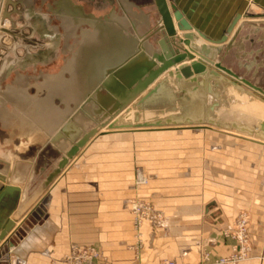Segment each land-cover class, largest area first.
Masks as SVG:
<instances>
[{
    "label": "water",
    "instance_id": "95a60500",
    "mask_svg": "<svg viewBox=\"0 0 264 264\" xmlns=\"http://www.w3.org/2000/svg\"><path fill=\"white\" fill-rule=\"evenodd\" d=\"M24 1L6 5L16 11ZM151 3L155 19L137 1L109 0L106 14L84 16L95 29L81 35L51 81L35 85V94L9 85L12 99L0 92L2 126L24 152L35 148L25 162L35 169L39 156H50L34 187L32 177L21 189L0 171V200L15 193V203L23 194L1 223L0 256L46 218L48 187L97 135L215 128L264 144V14L237 13L212 39L171 0Z\"/></svg>",
    "mask_w": 264,
    "mask_h": 264
},
{
    "label": "crops",
    "instance_id": "0c3cea01",
    "mask_svg": "<svg viewBox=\"0 0 264 264\" xmlns=\"http://www.w3.org/2000/svg\"><path fill=\"white\" fill-rule=\"evenodd\" d=\"M245 1L171 2L194 29L217 39L237 13L260 15L244 12ZM144 3L149 5L150 1ZM152 8L150 4L144 10ZM51 40L55 46L57 40ZM40 58L38 61L44 60ZM22 83L28 84H19ZM178 131H113L92 138L48 187L47 217L34 224L16 247H9L5 262L61 264L72 243H92L106 254L108 264H129L132 256L127 244L132 230L128 206L129 200L137 196L151 201L166 217L159 225H142L145 243L140 264H153L161 258L199 264L201 257L195 245L198 238H215L213 256L226 253L228 242L220 237V230L229 226L243 208L250 212L253 250L248 259L238 264H264V144L230 131L208 128V139L202 148L196 141L195 145L190 142L183 147L165 146L168 151H162L159 145L153 158L150 154L139 156L133 150L137 147L133 145L136 137L151 132L166 136ZM18 144L7 153L0 152V160L7 163H0L4 165L0 171L6 174L7 181L23 189L25 183L13 179L12 172L20 157L17 154L24 152ZM139 159L149 181L135 188L134 168L139 167ZM3 185L0 181V189ZM246 187L253 194L246 193ZM13 194L0 200V226L22 200L23 194L19 192L13 203Z\"/></svg>",
    "mask_w": 264,
    "mask_h": 264
},
{
    "label": "rangeland",
    "instance_id": "374dc122",
    "mask_svg": "<svg viewBox=\"0 0 264 264\" xmlns=\"http://www.w3.org/2000/svg\"><path fill=\"white\" fill-rule=\"evenodd\" d=\"M33 1H34L33 6L37 7L40 4L39 2L41 0H33ZM135 1L142 3L144 5L143 6L144 8H148L150 4L152 6L151 0H149L150 1L149 5L145 4L144 0H135ZM263 3H264V0H246L245 5L242 8V10L249 15L252 14L253 12H259V14L262 15L264 14V8L262 6L264 5ZM22 7L23 6L21 5H17L16 11H14L10 5H6V1H5L4 8L2 10L3 12H2L1 19L3 20L2 22L4 26H7V27L9 26V28H12V26L21 25V28L14 29V31H16L19 35V42H20L19 45L17 44L16 46H14L15 44L14 41L11 40L9 37H1L0 39V92L2 91L6 94L9 93V89L7 88V86L12 85L13 83L12 81L13 79H15L16 72L28 77L27 80L29 82V84L22 83L21 88L18 90V93L21 94V92L25 91L28 94H35V91H36L35 90L36 87L34 86L35 80L41 81L42 78L40 77H42L46 73H49V74L55 73V72L57 73V71L60 69V66L64 63L63 58L65 55L63 56L59 55L58 57H55V58L50 57L49 49L45 47L46 46L45 44L49 40V36H47L46 33L44 34L42 32L44 31L45 26L40 24V22H38L39 24H35V18L32 16H29L26 21L23 17V14L21 13ZM90 10H92L96 14H104L106 12V9L104 8H98L95 10L90 9ZM5 11L11 12L8 17L3 16V13ZM151 18L152 19L156 18L154 11H152L151 13ZM54 22L59 23L57 20H55ZM0 30L2 31V28H0ZM35 54L38 55L39 58L41 56L44 60L37 61L33 66H31L32 61L30 57H32ZM15 59H18V60L14 62ZM23 81L25 80L23 79ZM6 96L8 98L11 97L10 93L7 94ZM1 102L2 101H0V117L2 116ZM5 105H6V109L11 107V105L8 102ZM206 129L202 130V128H178L177 131L179 130L178 131L179 133L178 132L171 133L166 136L164 135L165 133H158V132L146 133L147 134L146 136H143V137L140 136V137H136L135 139H133V145L138 147V148L134 147L133 150L138 152L139 156L141 155L147 156V154H150V156L153 158L154 156H157L159 145L162 146V151H164V150H167L164 147L168 145H169V148L171 147L170 145H174V144H179L183 147L185 145L189 146L190 142H192V144L194 143L195 145V142L193 141H196V144L202 148L205 145L208 139V135H209ZM211 129H215V128H211ZM17 143H19L18 140H16L9 133V130L7 128H4L2 126V122L0 120V152L7 153V151H10L13 148V146L16 145ZM144 143L145 145H143ZM142 147L143 148L147 147L148 150L147 148L143 149ZM201 148L199 149V151L201 150ZM34 150L35 148L31 147L28 151L17 154V156L18 157L20 156V157L16 161L14 172H13V179L18 180L19 182L23 184L27 183L32 177L33 180L30 181L32 182L30 185L31 187H34L37 180L41 179V177L43 176V173L49 168L48 162H50L49 161L50 156H47L48 159H46L45 161L41 155L39 156V159L37 160L35 169L30 170L29 164H27L23 160L30 157L33 154ZM138 161L140 163L139 165L140 168L137 166L134 168V187L135 188H139L142 186V185L137 186L135 184L136 173L138 170L144 171L148 177L147 171L141 168V166H143L142 165L143 162H141V159H139ZM45 163L47 164L45 165ZM1 165L4 166L3 164ZM43 165H45V167L41 169ZM247 187H251V186L248 185ZM247 187L245 189V192L248 194H253V192L249 190ZM132 198H139L142 200H146V199H143L137 196H134ZM49 201H50V198L48 199V202ZM146 201L150 202L151 205L154 207V209L160 212L162 216L158 223L144 221L143 223H141L140 226L137 227L136 224H134V220H133L134 218L131 212L129 211L131 214V230H132L130 242L127 244V249L130 250L131 256H132L129 263L133 261H138L140 263V256H141V252H142V249L145 243V236H144V232L142 231V225L145 222H149L154 225H159L164 221V219H166L162 210L157 208L151 201L149 200H146ZM129 203H130V200H129ZM243 213L246 214V219H247V222L245 224V230H242V228L239 227V223H238L239 215ZM249 222H250L249 210L245 208L239 209L236 215L234 216V218L232 219L230 225L220 230V237L228 242V250L224 254L213 256L212 248L216 246L215 238L213 239L212 238H198L195 242V245L201 257V262L199 264H238L239 262H242L248 259L251 256V253L253 250L252 237L249 231ZM29 231L30 229L25 233L24 237ZM20 241H18L16 246L19 244ZM72 244H76V243H72ZM84 245L95 246L92 243H85ZM95 248L99 251L101 257L104 258V260L107 262L108 257L106 256V254H104L97 246H95ZM8 251H9V247L6 248L1 254L0 264H7V262H5L4 257L6 254H8ZM63 256L61 259V264H64ZM222 257L228 258V262L220 263L219 260ZM164 260H172L173 262H175V264H188V263H183V262L182 263L177 262L176 260L170 259V258H161L153 264H157L158 262L164 261Z\"/></svg>",
    "mask_w": 264,
    "mask_h": 264
},
{
    "label": "flooded vegetation",
    "instance_id": "af4514ba",
    "mask_svg": "<svg viewBox=\"0 0 264 264\" xmlns=\"http://www.w3.org/2000/svg\"><path fill=\"white\" fill-rule=\"evenodd\" d=\"M6 0H3V4H2V9H1V17H2V10L4 8V4H5ZM109 0H41L39 3V5L37 7L33 6V0H25L23 7H22V11L21 13L23 14L24 19L27 21L29 16H32L35 18V24H39L38 22H40V24L45 26L44 31H42L44 34L46 33L47 36H49V40L48 42L45 44L46 48L49 49V53L52 51L53 49V54L50 53V57L51 58H55L58 57L59 55H65L63 58V62L67 59V56L70 55L69 54V49L66 46V43L64 42V38L65 35L69 34L70 32H68V30L66 29V22L68 19V15H70L71 13H74L75 15H77V18L79 19L80 17L82 19H85L84 16H90V15H94V16H99L100 14H96L94 13L92 10L90 9H98V8H104L107 7ZM145 1V0H144ZM35 4V3H34ZM144 8V7H143ZM108 10V7L106 8V11ZM106 14V12L104 13ZM89 20H93L92 18H86ZM57 20L59 23H55L54 21ZM3 24V23H2ZM4 26V25H2ZM5 28H8L11 31L10 33L4 32V37H9L11 40L14 41V46H16L17 44L19 45V35L16 31H14V29H18L21 28V25L18 26H12V28H9V26H4ZM95 28L91 25L90 30H94ZM86 30L84 29L83 31H79V29H76V37H78V39H81V35L85 32ZM72 34V33H71ZM14 37V38H13ZM54 37L55 40H57V43L55 44V46H53V41H50V39ZM77 38L75 37H70L69 38V43L70 45H74L73 46V50H75V47L77 45V43L79 42ZM78 40V42H77ZM19 42V43H18ZM77 42V43H76ZM55 43V42H54ZM72 50V52H73ZM71 52V53H72ZM31 58L32 62H37L39 60L38 55H33ZM41 59V58H40ZM33 66L35 63H31ZM63 65V64H62ZM61 65V66H62ZM60 66V68H61ZM60 70V69H59ZM59 70L57 71V73L59 72ZM55 73H46L44 75L46 76H53ZM51 77L49 78V80L45 81V82H49L51 81ZM28 77H24L19 80V83L21 82H28L27 80ZM23 79L25 81H23ZM41 83L42 85L45 83ZM20 85V84H19ZM35 85H39L38 82L35 81L34 86Z\"/></svg>",
    "mask_w": 264,
    "mask_h": 264
},
{
    "label": "built area",
    "instance_id": "2783aa9c",
    "mask_svg": "<svg viewBox=\"0 0 264 264\" xmlns=\"http://www.w3.org/2000/svg\"><path fill=\"white\" fill-rule=\"evenodd\" d=\"M148 181V177L144 171H137L135 184L137 186L144 185ZM129 211L131 212L136 226H140L144 221L158 223L161 218V213L156 211L150 202L139 198L130 199ZM247 222L246 214H240L238 223L242 230H245ZM220 263L228 262V258L222 257ZM64 264H108L104 258L101 257L99 251L92 245L72 244L63 256ZM129 264H140L138 261H133ZM157 264H175L172 260L160 261Z\"/></svg>",
    "mask_w": 264,
    "mask_h": 264
},
{
    "label": "bare ground",
    "instance_id": "6f19581e",
    "mask_svg": "<svg viewBox=\"0 0 264 264\" xmlns=\"http://www.w3.org/2000/svg\"><path fill=\"white\" fill-rule=\"evenodd\" d=\"M2 7V6H1ZM2 9V8H1ZM153 9V8H152ZM149 11H151V13H152V11L153 10H149ZM119 13H120V11H118ZM115 13H117V10H116V12ZM242 16V15H241ZM248 16V15H247ZM251 16H254V15H251ZM255 16H257V15H255ZM68 17V19H67V24H66V29L68 30V32H70V35L69 34H67V35H65V38H64V42L66 43V46H67V48L69 49V54L71 55V52H72V50H73V46L74 45H70V43H69V38L70 37H75V38H77L78 39V37H76V29L78 28L79 29V31L81 32V31H83L84 29L85 30H88V29H90V27H91V24L90 23H88V21L86 20V19H82L81 17L78 19L77 18V15H75L74 13H71L70 15H68L67 16ZM2 17H1V12H0V28H4V29H6V30H8L9 32H7V33H10L11 34V31L8 29V28H5L4 26H2L3 24V20L1 19ZM4 32L5 31H1L0 30V39H1V37H4ZM72 33V34H71ZM14 38V37H13ZM79 40V39H78ZM78 40H77V42H78ZM76 42V43H77ZM70 55H68L67 56V59L70 57ZM16 60H18V59H15V61L14 62H16ZM31 63H36V62H31ZM21 77L22 78H24V77H26V76H24V75H22V74H19L18 72H16V76H15V79H13V83H12V85H18L19 87H21V85H19V84H17L18 82H19V80L21 79ZM40 77V76H39ZM51 76H46V75H43L42 77H40V78H42V80L41 81H37V80H35L36 82H38L39 84H41V83H43V82H45V81H47V80H49V78H50ZM32 170V169H31ZM8 206V205H7Z\"/></svg>",
    "mask_w": 264,
    "mask_h": 264
}]
</instances>
